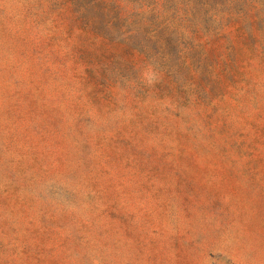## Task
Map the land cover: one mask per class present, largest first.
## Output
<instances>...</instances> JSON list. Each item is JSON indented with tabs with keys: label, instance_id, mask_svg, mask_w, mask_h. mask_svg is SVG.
Wrapping results in <instances>:
<instances>
[{
	"label": "rangeland",
	"instance_id": "obj_1",
	"mask_svg": "<svg viewBox=\"0 0 264 264\" xmlns=\"http://www.w3.org/2000/svg\"><path fill=\"white\" fill-rule=\"evenodd\" d=\"M0 264H264V0H0Z\"/></svg>",
	"mask_w": 264,
	"mask_h": 264
}]
</instances>
